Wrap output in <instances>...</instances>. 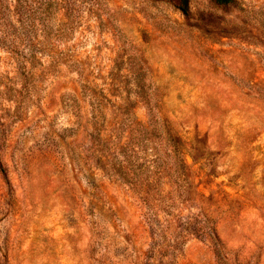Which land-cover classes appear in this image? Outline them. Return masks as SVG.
Here are the masks:
<instances>
[{
    "label": "rangeland",
    "instance_id": "1",
    "mask_svg": "<svg viewBox=\"0 0 264 264\" xmlns=\"http://www.w3.org/2000/svg\"><path fill=\"white\" fill-rule=\"evenodd\" d=\"M179 2L0 0V264H264V0Z\"/></svg>",
    "mask_w": 264,
    "mask_h": 264
},
{
    "label": "trees",
    "instance_id": "2",
    "mask_svg": "<svg viewBox=\"0 0 264 264\" xmlns=\"http://www.w3.org/2000/svg\"><path fill=\"white\" fill-rule=\"evenodd\" d=\"M233 0H215L219 5H226L231 3ZM178 8L184 14H188V0H180ZM199 141V137H196V142Z\"/></svg>",
    "mask_w": 264,
    "mask_h": 264
}]
</instances>
